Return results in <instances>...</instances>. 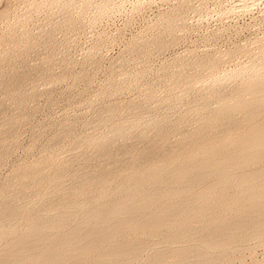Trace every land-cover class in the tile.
Wrapping results in <instances>:
<instances>
[{
	"label": "bare ground",
	"instance_id": "1",
	"mask_svg": "<svg viewBox=\"0 0 264 264\" xmlns=\"http://www.w3.org/2000/svg\"><path fill=\"white\" fill-rule=\"evenodd\" d=\"M8 2L0 20L9 15ZM17 42L28 52L37 44L30 36ZM17 46L4 54H19ZM5 57L0 88L10 92L27 71ZM215 61L205 64L213 80L185 110L179 104L199 87L184 74L165 95L150 92L156 105L143 110L133 100L126 113L101 117L94 130L71 140L70 150H92L102 165L88 170L90 154L74 171L52 151L14 168L0 191V264H215L254 248L259 242L249 238H264V60L224 75L214 72ZM225 78L233 82L224 92ZM2 121L0 162L11 146L5 133L15 132V119ZM189 121L194 129L182 131ZM174 132L180 135L172 145ZM251 264H264V257Z\"/></svg>",
	"mask_w": 264,
	"mask_h": 264
},
{
	"label": "rangeland",
	"instance_id": "2",
	"mask_svg": "<svg viewBox=\"0 0 264 264\" xmlns=\"http://www.w3.org/2000/svg\"><path fill=\"white\" fill-rule=\"evenodd\" d=\"M5 1L0 0V7ZM22 1L9 0V15L0 20V33H12L0 39V60L6 56L5 63L27 71L21 83L16 78L18 87L10 92L0 88V131L7 126L4 117L15 119V132L5 133L11 146L8 157L0 162V191L11 181L14 168L52 151H58L59 159L74 171L90 154L93 163L88 170L102 165L105 159L92 150L86 155L81 149L70 150L71 140L94 130L101 117L126 113L134 102L146 109L152 102L151 91L165 95L171 83L181 81L184 74L199 87L179 104L185 110L213 80V69L205 65L210 59L219 62L214 72L221 75L259 66L264 60V0ZM22 36L37 42L29 52L18 45ZM12 46L19 48V54L6 55ZM225 79L224 92L233 82ZM181 126L182 131H191L195 124L189 121ZM72 128L74 132L66 134ZM173 134L172 145L180 133ZM118 142V146L125 144L123 139ZM119 151L115 150L116 157L127 161V154ZM150 239L159 242L164 238ZM259 239L250 237L248 243L259 242L258 246L237 250L219 263L229 259L233 264H251L256 257L263 259L264 238Z\"/></svg>",
	"mask_w": 264,
	"mask_h": 264
}]
</instances>
